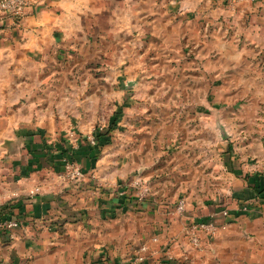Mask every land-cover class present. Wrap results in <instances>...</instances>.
Instances as JSON below:
<instances>
[{
    "label": "crops",
    "instance_id": "1",
    "mask_svg": "<svg viewBox=\"0 0 264 264\" xmlns=\"http://www.w3.org/2000/svg\"><path fill=\"white\" fill-rule=\"evenodd\" d=\"M0 216V264H264V0L0 12ZM195 221L219 226L201 249Z\"/></svg>",
    "mask_w": 264,
    "mask_h": 264
},
{
    "label": "built area",
    "instance_id": "2",
    "mask_svg": "<svg viewBox=\"0 0 264 264\" xmlns=\"http://www.w3.org/2000/svg\"><path fill=\"white\" fill-rule=\"evenodd\" d=\"M34 0H0V12H7L14 15L23 14L27 8L33 4ZM97 128H103L100 125L93 127L92 132L88 135L91 143H95L94 132ZM59 178L63 180H80L85 176L84 170L80 162L72 159H65L63 169L58 172ZM134 188L139 198H143L148 188L144 184L143 180L139 177L133 181ZM121 194L126 193V187L120 190ZM186 208V198L180 197L176 209L178 212H183ZM1 225L12 227L17 225V221L14 219H8L0 222ZM223 227H226L223 225ZM219 230V226L214 221H195L191 223L184 231V237L187 242L196 249H201L204 246V237L203 235H215ZM154 240L158 241L159 237L154 236ZM147 244L142 245L141 250L147 251ZM170 254V253H169ZM167 254L168 257H171V254ZM139 260L144 259V255L140 254L137 256Z\"/></svg>",
    "mask_w": 264,
    "mask_h": 264
},
{
    "label": "trees",
    "instance_id": "3",
    "mask_svg": "<svg viewBox=\"0 0 264 264\" xmlns=\"http://www.w3.org/2000/svg\"><path fill=\"white\" fill-rule=\"evenodd\" d=\"M111 126L110 127H103V128H97L96 131L94 132V135H95V143H91V141L89 140L88 136L85 137V141L88 145V147H90L92 149V147L95 149V153L94 156L96 157L97 156V152H100L103 145L107 142V140L109 139V136H110V130H111ZM69 151H71V149H69ZM68 152V149H64L63 150V154H62V158L60 160L59 163H54L52 155L51 154H48V162H51L53 161V166H54V169L56 170H62L63 169V166H64V160L65 159H72V160H75L71 153ZM3 221V219L1 218L0 216V222ZM179 261L176 260V258H171V257H168L166 254L162 255V263L163 264H177Z\"/></svg>",
    "mask_w": 264,
    "mask_h": 264
}]
</instances>
